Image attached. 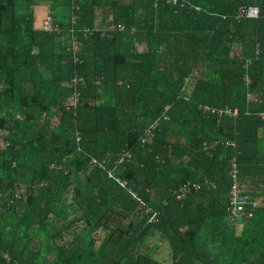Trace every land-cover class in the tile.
I'll return each mask as SVG.
<instances>
[{
	"label": "trees",
	"instance_id": "16d2710c",
	"mask_svg": "<svg viewBox=\"0 0 264 264\" xmlns=\"http://www.w3.org/2000/svg\"><path fill=\"white\" fill-rule=\"evenodd\" d=\"M262 114L264 0H0V264H264Z\"/></svg>",
	"mask_w": 264,
	"mask_h": 264
},
{
	"label": "built area",
	"instance_id": "2783aa9c",
	"mask_svg": "<svg viewBox=\"0 0 264 264\" xmlns=\"http://www.w3.org/2000/svg\"><path fill=\"white\" fill-rule=\"evenodd\" d=\"M172 1L173 3L176 2V0H170ZM245 15L246 17H256L258 15V8L257 7H248V8H245V7H240L238 9V13H237V16L238 17H241ZM44 32H47V33H59L60 32V26L59 24L54 20V18L50 15V14H47L44 19H43V22H42V27ZM71 32V31H70ZM71 40H72V49L74 50V52L77 50L78 48V40H77V37L75 34H73L71 32ZM75 61H77V58L75 57L74 58ZM78 80L80 81L79 78H77L76 76L72 78V83L73 84H77ZM77 102H78V93L75 94L74 96V101H73V104L74 106L77 105ZM204 110L205 111H210L211 113L215 114L218 118H221V117H224V116H236L237 115V110H233V111H230L229 109H218V110H215V109H210V107H204ZM262 117H264V114H262ZM157 125V122H154L149 129H147L146 131V137L142 138L141 142L142 143H145L146 141H150L153 137V130L154 128L156 127ZM227 145H230V146H234L233 143H229L227 142L226 143ZM127 157H129V155L127 154L126 155ZM122 161V157H120V160H118V162ZM230 176H231V180L233 181L232 185H231V188H230V194L232 195V198H231V202L234 204V205H241V202H242V197L239 196V192L241 190V188L239 187V184H238V181H237V169H236V166H235V162L234 160H232L231 162V170H230ZM212 188L215 187L214 184H211ZM200 187H197V189H199ZM182 192L185 191L184 187L182 188ZM262 200V199H260ZM262 202V201H261ZM260 204V201L258 202H254L252 204V206L254 208H256L258 205ZM238 210H241V207L237 206ZM154 217H152V220H153Z\"/></svg>",
	"mask_w": 264,
	"mask_h": 264
},
{
	"label": "rangeland",
	"instance_id": "374dc122",
	"mask_svg": "<svg viewBox=\"0 0 264 264\" xmlns=\"http://www.w3.org/2000/svg\"><path fill=\"white\" fill-rule=\"evenodd\" d=\"M46 11H47V8H46V6L44 4L38 5V6H36L34 8V13L36 15L37 24H39V25L41 24V22L43 21V19L45 17ZM56 16L58 17L57 14H56ZM161 259L166 264H169L170 263L169 260H168L167 252H162Z\"/></svg>",
	"mask_w": 264,
	"mask_h": 264
},
{
	"label": "crops",
	"instance_id": "0c3cea01",
	"mask_svg": "<svg viewBox=\"0 0 264 264\" xmlns=\"http://www.w3.org/2000/svg\"><path fill=\"white\" fill-rule=\"evenodd\" d=\"M194 8H195L196 10H198L197 7H194ZM33 11H34V9H33ZM47 12H48V8H47L46 13H47ZM46 13H45V15H46ZM34 17H35V24H34L35 27L40 28V30L43 31V29L41 28V27H42V24H40V25L37 24V20H36V15H35V13H34ZM53 33H55V32H53ZM49 34H52V33H49ZM34 52L37 53V50H34ZM153 123H154V122H153ZM153 123H152V124H153ZM149 128H150V127H149ZM149 128H148V129H149ZM146 131H147V130H146ZM144 137H146V133H145V136H144ZM77 140H79V139H77ZM146 142H148V141H146Z\"/></svg>",
	"mask_w": 264,
	"mask_h": 264
},
{
	"label": "clouds",
	"instance_id": "9594fccd",
	"mask_svg": "<svg viewBox=\"0 0 264 264\" xmlns=\"http://www.w3.org/2000/svg\"><path fill=\"white\" fill-rule=\"evenodd\" d=\"M227 143V142H226ZM229 143H231V142H229ZM230 146V145H229ZM232 147H234V146H232ZM233 160V159H232ZM232 160L230 161V170H231V162H232ZM236 165V164H235ZM237 169V168H236ZM237 174H238V172H237Z\"/></svg>",
	"mask_w": 264,
	"mask_h": 264
}]
</instances>
